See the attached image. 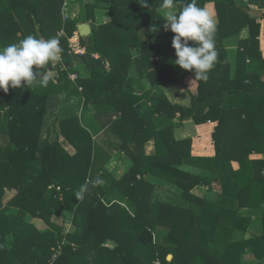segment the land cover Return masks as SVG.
I'll return each mask as SVG.
<instances>
[{"label": "trees", "instance_id": "obj_1", "mask_svg": "<svg viewBox=\"0 0 264 264\" xmlns=\"http://www.w3.org/2000/svg\"><path fill=\"white\" fill-rule=\"evenodd\" d=\"M206 1L234 6L196 0L201 7ZM64 2L0 0V47L27 35L58 37L63 28L61 55L78 76L72 81L67 71H58L57 84L50 79L47 87L0 90V264H243L246 254L253 264H264V56L256 18L242 9V17L220 12L218 58L202 81L174 64V33L153 41L165 30L162 0H79V13L65 21ZM189 2L176 0L178 7ZM97 9L110 11L104 23L95 19ZM81 22L91 27L88 36H80L85 51L69 55L67 38ZM244 27L249 35L237 39ZM232 37L237 50L216 45ZM79 63L87 76L74 69ZM169 83L190 94V106L169 99ZM51 94L82 95L85 108L96 107L92 118L99 119V128L113 139L93 140L88 130L94 124H79L75 111L57 124L64 142L50 141L48 128L43 137ZM130 110L133 121L124 119ZM189 120L202 128L213 123V154H193L191 137L175 138ZM111 150L132 161L119 178L106 168ZM86 182L88 190L77 199ZM196 186L206 187L203 194L194 192ZM156 190L168 199L154 196ZM123 197L132 211L120 203ZM63 211L71 213L72 232L51 221L64 218ZM249 211L258 213L261 232L246 238ZM28 215L52 228L38 229Z\"/></svg>", "mask_w": 264, "mask_h": 264}, {"label": "clouds", "instance_id": "obj_2", "mask_svg": "<svg viewBox=\"0 0 264 264\" xmlns=\"http://www.w3.org/2000/svg\"><path fill=\"white\" fill-rule=\"evenodd\" d=\"M160 7L165 30L175 34L171 40L176 56L174 64L192 71L194 79L206 81L218 58L214 39L217 30L215 17L196 0L181 7L177 6L176 0H162ZM61 53L58 37L43 39L27 35L16 43L0 47V90L7 93L9 87H47L51 71L48 66L60 62ZM87 190L86 182L76 193L77 199H82Z\"/></svg>", "mask_w": 264, "mask_h": 264}, {"label": "rangeland", "instance_id": "obj_3", "mask_svg": "<svg viewBox=\"0 0 264 264\" xmlns=\"http://www.w3.org/2000/svg\"><path fill=\"white\" fill-rule=\"evenodd\" d=\"M91 1H93V0H91ZM206 3H207V5L214 6L217 10H219L220 6H222L220 3L217 4V3L212 2V1H210V2L206 1ZM205 5L206 4H204V6ZM80 8H81V3L79 2V6H77V7H73V5L69 6V11H67V13H68L69 16L73 15V14H75L77 12L76 9H80ZM237 11L241 14L240 10H237ZM109 14H110V11H108L106 9H103V10L102 9H97L96 13H95V19H97L98 22L104 23L103 21H106L107 19H109ZM257 24L259 25L258 30H259V33H260V30L262 28V24H264V23H257ZM244 37H247L246 33L244 34ZM166 38H168V36L163 34V35L155 38L153 41H155V42L156 41H163ZM216 45L218 47H222L225 50L233 52V51L237 50V39L233 38V37L232 38H225V40H223L222 42H217ZM259 48H260V44H259ZM262 48H264V45H263ZM131 52H132V54H135V51H134L133 48L131 49ZM263 52L264 51H262V53ZM263 56H264V53H263ZM49 75L52 76L53 74H49ZM191 81H193V78L190 76L188 82L191 83ZM147 86L149 87L150 83L149 84L147 83ZM166 86L168 88H170V89H174L175 88L176 89L175 91L177 92V94H180L182 91L186 92V90L180 85H174L173 83H169V84H166ZM198 88L199 87H197V90H198ZM78 89H80V92H82V89L80 87H78ZM80 92H78V93L81 94ZM200 94H203V93H200ZM82 100H83V97L80 98V99L79 98H77V99L69 98V99H63V100L60 99L59 100L60 105L59 106L57 105V107H56L57 108L56 109L57 113H54V109H53V105H52L50 110L48 109L47 115L45 117L46 118L45 125H48L49 127L48 126L44 127V131H42V136L44 137L46 135V137L48 138L47 131H46V127H48V129L50 130V136H49L50 141L58 140L59 142H64L65 137L62 134H58L59 130H57V125L56 124H59L61 122L64 123L65 119L69 118L72 115L71 111H75V113L79 114V109H80L79 108V106H80L79 104L82 102ZM129 112H130L131 115H125L124 116V119L127 120V121L131 120L132 116L134 115L133 114L134 110H130ZM95 113L96 112H94L93 109L92 110H85V111L82 110L81 114H79L78 123L82 124L84 127L87 126V125H90V124H94V122L92 121V117L94 116ZM53 116H55L57 118V120H58L57 123L53 124V121L51 122V120L53 119ZM63 123H61V124H63ZM206 124H207V128H202V127H197V125H195V123H193L191 120L184 121V124L182 125V127L178 128L176 130V132L174 133V136H175L176 139H184V138H190L191 137L192 138V153L193 154H198V155L213 154V145H212L213 143H212V139L210 137V127L213 125V123L208 121V122H206ZM53 125H54V129H52ZM192 128H193V130H191ZM88 132L90 134H92L93 136L95 135L94 138H96V139H93L95 141L96 140L102 141V140H106V139H110V140L113 139L111 136L108 135L110 137L109 138L106 135V133H104V132H100V134L99 133L96 134L97 131H92L91 132V131L88 130ZM145 145L148 146L146 151L147 150H149V151L152 150V148H153L152 143H149V144L146 143ZM65 150L66 151H70V153H73L74 152L73 145L72 146H70V145L66 146L65 145ZM115 151L116 150H111V153H110V159L111 160H109L106 163V168H107V171L111 172L116 178H119L124 173L127 172L129 167L131 166V161H129L127 159V157L125 155H123V153H121L119 151L118 152L117 151L115 152ZM149 151H147V152H149ZM101 184H104V182L102 181ZM167 188H168L169 192H170V190L171 191L174 190L173 187H167ZM205 188L206 187L196 186L195 189H194V192L196 194H198V195L199 194H203ZM213 188H214L213 191H215V192H217V194H219L218 186L216 185V183L213 184ZM13 193H14V191H13ZM13 193L8 194L6 200H8L10 198V196H12ZM154 193H155L154 196L160 197L162 200H167L168 199V197L164 196L165 194H167L165 192L162 193V191H159L157 193V190H156ZM103 199L105 201H108L109 195L107 194L106 196L103 197ZM119 200L121 201L120 203L122 205H124L125 207L130 209V211H132V208L130 207V203L131 202L128 199L123 197V198H120ZM224 200L227 201L228 204H235L234 201L231 200V198H229V197L225 196ZM63 214H64V218H62L60 216L57 217L55 215V216L52 217L51 221H53L57 225H63L64 231L72 232L73 229H74V226L71 223V213H69L67 211H63ZM25 218H26L27 221L32 222L40 230H44L45 231V230H48L49 228H52V226L49 227V224L45 223L39 217H32V216L28 215ZM252 232H253V234H257V233L259 234L261 232V227L258 230L255 229V228H252ZM246 236H248V235L245 234V237ZM114 245L115 244L112 241H108L107 242V246H109V247H114Z\"/></svg>", "mask_w": 264, "mask_h": 264}, {"label": "crops", "instance_id": "obj_4", "mask_svg": "<svg viewBox=\"0 0 264 264\" xmlns=\"http://www.w3.org/2000/svg\"><path fill=\"white\" fill-rule=\"evenodd\" d=\"M74 1V0H73ZM200 1V0H199ZM224 2H222L223 3V7H224V3H226V2H233L234 3V6H231V7H229V8H231V9H228V7H225V9H223L222 7H220L221 8V10H217L214 6H212V5H207V3H206V5L204 6L205 8H207L208 9V11L210 12V14H212L214 17H215V19H216V21H217V25H218V18H219V16L218 15H220V12H221V16H227L229 13H231L232 11H234L235 12V14L238 16V17H242V16H240V14H239V12L237 11V10H240V9H242V10H245L246 11V9H254V10H258V11H261L262 13H263V16L261 17V18H256V23H264V0H223ZM68 2H69V0H68ZM208 2H210V1H208ZM213 2V1H212ZM244 2V3H243ZM74 3H76L75 5H73V7H77V6H79V0H76ZM69 6H71V2H69ZM245 6V7H244ZM234 9H233V8ZM242 7V8H241ZM77 10V12L75 13V15H77L78 13H79V10L80 9H76ZM103 10V9H102ZM96 13V12H95ZM248 13V12H247ZM241 14H242V12H241ZM62 15H63V9H62ZM224 17V18H225ZM63 18H64V16H63ZM62 18V20H64ZM97 20V19H96ZM108 20V19H107ZM106 20V21H107ZM65 21V20H64ZM98 22V21H97ZM103 22H105V21H103ZM89 23V22H88ZM99 23H101V22H99ZM63 29V28H62ZM61 30V29H60ZM59 30V31H60ZM59 31H57V36H58V32ZM246 33V35L248 36V34H249V27H244V28H242V29H240V31L238 32V37H237V39H241V38H245L244 37V34ZM163 34H165V35H167L168 36V38H166L167 40L168 39H170V36L169 35H171V33H170V30H164V31H162L161 33H159V35L158 36H155V37H153V40L155 39V38H157V37H159V36H161V35H163ZM233 38H235V37H233ZM166 39L165 40H163V41H166ZM223 40H225V39H223ZM163 41H156V42H163ZM263 41H264V24H262V28H261V30H260V33H259V44H260V49L262 50V51H264V48H262L263 47ZM80 46L84 49V47L80 44ZM235 47V46H234ZM84 51H85V49H84ZM82 53H84V52H82ZM264 53V52H263ZM69 54V53H68ZM69 55H73V54H69ZM93 56L95 57V58H98L99 57V54L98 53H94L93 54ZM75 61H77V59L75 60ZM67 65V64H66ZM68 66V71L67 72H73V71H70V66L69 65H67ZM106 66L108 67V63L106 64ZM76 68H79V69H81V71H82V75L83 76H87L88 75V73H87V70H86V68H85V66L84 65H82V64H75L74 65V69H76ZM48 70H51L50 71V73L49 74H53L52 76H50V79H52L53 80V82L54 83H56L57 82V74H58V72H54V70H52V67L51 66H48ZM42 72H43V69H42ZM61 72V71H60ZM75 73V72H74ZM78 77V76H77ZM77 79V78H76ZM57 84V83H56ZM81 89H82V87H81ZM176 89L174 88V89H170V88H168L167 87V89L165 90V92L167 93V96L169 97V99L172 101V102H176V103H181V104H184V105H187V106H190V104H191V97H190V94H187L185 91H182L180 94H177V92L175 91ZM79 91H80V89H79ZM173 93V94H172ZM82 98V95H78V94H74V95H66V94H62V95H50L49 97H48V99H49V105H48V109L50 110V108H51V106L53 105V109H54V113H57V105L59 106L60 105V102H59V100L60 99H69V98H74V99H77V98ZM78 105V104H77ZM80 106H79V108H80V111H81V109L82 108H85V106H84V104L81 102L80 104H79ZM86 105V104H85ZM88 106H87V108H85V110H92L93 109V111L94 112H96V107H94L93 105H89V104H87ZM48 111V110H47ZM79 111V112H80ZM79 114H81V112L79 113ZM126 115H131L130 114V112L128 111V112H126L125 113ZM52 118V117H51ZM57 118L55 117V116H53V119L51 120V122L52 121H54V120H56ZM92 121L94 122V126H95V129H93L92 131H95V130H97L98 129V131H97V133L96 134H100V132H102V130H101V128H99L101 125H100V123H99V119H96L95 120V118H92ZM130 121V120H129ZM132 121H133V119H132ZM131 121V122H132ZM53 124H54V122H53ZM57 125V124H56ZM55 125V126H56ZM93 125V124H92ZM45 126H48V125H45ZM49 127V126H48ZM48 127H46V129L48 128ZM51 127V126H50ZM52 129H54V125H53V127H52ZM191 130H193V128L191 129ZM95 136V135H94ZM94 136L92 135V137H93V139H96V138H94ZM96 142H101V144H103L102 143V141H100V140H96ZM149 143H151V142H148V144ZM148 148V146L146 145V149ZM117 151V150H116ZM115 151V152H116ZM147 151H149V150H147ZM152 150H150L149 152H151ZM118 152V151H117ZM119 152H121V151H119ZM121 153H123V152H121ZM123 155H125L124 153H123ZM126 156V155H125ZM127 157V156H126ZM127 159L129 160V161H131L128 157H127ZM111 160V159H110ZM131 165H132V161H131ZM247 211V209H244L243 210V212H246ZM248 214H251L252 215V223L249 225V227L247 228V232L245 233L246 235H248V236H246V238H249V237H251L252 235H253V232H252V228H255V229H259L260 228V221H259V218H257V214H253L252 213V211H249L248 212ZM258 234V233H257ZM250 235V236H249ZM243 258H244V260L242 261L243 262V264L245 263V264H253V258H251V255H244L243 256Z\"/></svg>", "mask_w": 264, "mask_h": 264}, {"label": "built area", "instance_id": "obj_5", "mask_svg": "<svg viewBox=\"0 0 264 264\" xmlns=\"http://www.w3.org/2000/svg\"><path fill=\"white\" fill-rule=\"evenodd\" d=\"M62 9H63V16H64L63 19L65 20L66 18L69 17V15L67 13V11H69V3L67 0H65L64 4L62 6ZM59 36H65L64 29H61L58 32V37ZM67 40H68V53L69 54H80V53L84 52V49L80 46V34H79L78 30L74 31L73 34L67 38ZM51 67H52V70H54V72L68 71V66L64 62L63 56H62V60L60 62H52ZM33 68L35 69V66H33ZM68 76H69L70 80H72V81H75L77 78V74L74 72H68ZM57 189H59V187H57ZM155 264H160V263L155 262Z\"/></svg>", "mask_w": 264, "mask_h": 264}, {"label": "water", "instance_id": "obj_6", "mask_svg": "<svg viewBox=\"0 0 264 264\" xmlns=\"http://www.w3.org/2000/svg\"><path fill=\"white\" fill-rule=\"evenodd\" d=\"M248 14L255 18H261L263 16V13L258 10L254 9H246ZM77 30L80 34V36H88L91 33V27L88 22H81L77 25ZM44 71V70H43ZM171 258V255H168V259Z\"/></svg>", "mask_w": 264, "mask_h": 264}]
</instances>
